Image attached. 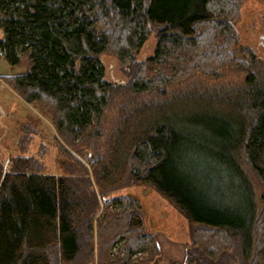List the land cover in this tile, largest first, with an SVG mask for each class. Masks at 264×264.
<instances>
[{
  "label": "trees",
  "instance_id": "obj_1",
  "mask_svg": "<svg viewBox=\"0 0 264 264\" xmlns=\"http://www.w3.org/2000/svg\"><path fill=\"white\" fill-rule=\"evenodd\" d=\"M239 7L0 0V59L27 66L4 80L24 102L48 103L92 172L0 162V264H134L142 253L150 264L160 249L141 203L111 196L145 184L187 221L184 264H264V59L247 47L234 59ZM151 33L156 47L136 60ZM104 53L127 81L105 77ZM234 68L241 79L208 81Z\"/></svg>",
  "mask_w": 264,
  "mask_h": 264
},
{
  "label": "rangeland",
  "instance_id": "obj_2",
  "mask_svg": "<svg viewBox=\"0 0 264 264\" xmlns=\"http://www.w3.org/2000/svg\"><path fill=\"white\" fill-rule=\"evenodd\" d=\"M239 1V18L234 23L238 40L233 46V49L237 50L234 59H238L237 61L247 59V56L241 52L245 47L250 48L257 57L264 59V0ZM155 43L156 35L151 33L136 54V60H145L150 56L156 47ZM101 60L105 65V77L108 80L112 77L128 80L129 76L123 73L119 60L114 55L104 53L101 55ZM26 68L24 60L19 65L11 66L0 59V162L11 167L12 162L24 157L35 159L34 161L38 162L36 170L44 173L75 175L80 166H83L90 173L89 175H92L84 156L85 150L78 152L65 144L57 135L51 123L50 110L46 107L48 103L24 102V99L12 90L3 78L5 75L21 73ZM243 76L241 70L234 68L222 70L217 79L208 81L239 80ZM122 195H127L141 203L145 229L155 235L160 253L150 264H168V261L172 263L170 259L175 256L174 245L180 247V258H177L178 262L175 264H184L186 244L190 242V231L185 217L153 185H131L111 194L115 197ZM199 235L204 237L200 232ZM161 237L166 241L164 245ZM205 239H199L198 244L202 245ZM134 257V264H140L137 262L146 260L148 254H137Z\"/></svg>",
  "mask_w": 264,
  "mask_h": 264
},
{
  "label": "crops",
  "instance_id": "obj_3",
  "mask_svg": "<svg viewBox=\"0 0 264 264\" xmlns=\"http://www.w3.org/2000/svg\"><path fill=\"white\" fill-rule=\"evenodd\" d=\"M162 238V237H161ZM162 240H163V238H162ZM163 243V245H164V242H166V241H162ZM185 245V243L183 244V246ZM184 248V247H183ZM162 249V248H161ZM180 247H178V246H176V245H174V248H173V252H174V255L175 256H173L170 260H171V262L172 263H170L169 261H168V264H175L176 262H178V259L177 258H180ZM177 252V253H176ZM179 254V255H178ZM179 256V257H178ZM174 258V259H173ZM163 260V259H162ZM162 260H160V262H162ZM166 261V259H164V262ZM161 264V263H160Z\"/></svg>",
  "mask_w": 264,
  "mask_h": 264
},
{
  "label": "water",
  "instance_id": "obj_4",
  "mask_svg": "<svg viewBox=\"0 0 264 264\" xmlns=\"http://www.w3.org/2000/svg\"><path fill=\"white\" fill-rule=\"evenodd\" d=\"M112 81H113L114 83H117V82H121L122 80L119 79V78H114V77H112Z\"/></svg>",
  "mask_w": 264,
  "mask_h": 264
}]
</instances>
